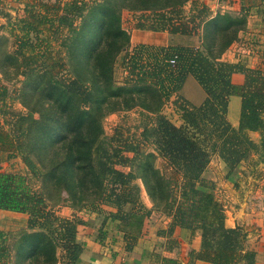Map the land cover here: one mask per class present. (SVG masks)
<instances>
[{
  "label": "trees",
  "instance_id": "obj_1",
  "mask_svg": "<svg viewBox=\"0 0 264 264\" xmlns=\"http://www.w3.org/2000/svg\"><path fill=\"white\" fill-rule=\"evenodd\" d=\"M187 3H192L188 14ZM122 6L113 0L27 1L23 34L16 35V52L22 56V64L32 70L39 59L52 60L51 75L48 90L39 98L44 107L38 110L40 116L33 115L37 109L19 113L15 115L18 130L0 127V164L21 156L31 174L0 171V209L28 215L27 229L17 233L0 229V264H9L14 252L18 261L30 259V264L78 261L84 250L79 227L87 222L77 215H58L51 199L60 200L61 196L77 212H106L105 221H118L117 228L127 243L138 242L145 218L156 210L170 217L169 227L160 229V235L170 236L178 226L192 233L202 229L201 247L190 252L188 264L197 260L257 264V251L248 245V231L243 226L226 225L223 204L206 190L214 185L204 175L215 155L224 160L229 173L247 160L251 151L260 152L256 163L264 162V72L220 58L238 40V31L246 29V17L232 13L211 17L210 7L199 0H126L124 6L130 9L157 15L156 25L138 24V28L167 30L189 40L161 46L162 56L148 57L141 68L130 69L123 83H117L115 60L130 45L129 31L122 24ZM89 9L95 21L87 25L101 29L103 42L92 58L94 80L55 78L62 58L53 42L65 27L76 29L75 20ZM189 22H194V28L204 24L206 37L212 35L211 30L219 37L224 32L232 35L214 54L210 47L202 50L189 42L197 34ZM89 26L75 36L78 45ZM236 72L244 75V82L233 81ZM189 75L203 89L200 104L181 95ZM175 92L186 99L184 126H177L159 110ZM7 94V86L0 83V103ZM232 95L242 98L238 127L227 118ZM137 107L148 120L141 139L118 130L111 139L102 136L106 115ZM252 131L262 133L260 142L251 137ZM151 137H155L160 153L145 150ZM158 154L166 158L162 168L156 165ZM138 178L154 200L151 208L142 200ZM33 179L40 183L38 187ZM105 238L106 232L98 236L100 242ZM157 258L162 264H183L173 257Z\"/></svg>",
  "mask_w": 264,
  "mask_h": 264
},
{
  "label": "rangeland",
  "instance_id": "obj_2",
  "mask_svg": "<svg viewBox=\"0 0 264 264\" xmlns=\"http://www.w3.org/2000/svg\"><path fill=\"white\" fill-rule=\"evenodd\" d=\"M1 1L0 83L7 86L8 94L5 101L0 103V127L4 129H10L11 127H13L14 129L18 130L20 123H15L18 122V116L15 115L19 113L27 114L30 110L37 109L35 110L33 115L34 117H39L40 112L38 110L44 108L43 106H41L39 98L42 95V92H44V89L48 90L51 75L49 66L52 60L46 61L45 59H39L36 63L35 69L32 70L22 64V56L20 54H17L16 52L18 48L16 35L17 33H20V35L23 34L21 26H23L22 19L26 15L27 1L30 3H36L39 0ZM44 1L54 2L55 0ZM113 1H117L121 6L123 5L121 7L122 24L130 34L129 47L118 55L114 63V74L117 83H123L126 76L129 75L130 69L141 68L140 66H142L145 61L149 60V58H153V55H156L153 54V52L155 51L153 47H145L144 49L140 47V44H138L140 42L137 41H140L142 38L146 37V39H151V37H153L154 39H158L163 43H166L165 46L175 44L176 42L184 44L188 43V37H181V35L178 37L176 36V34L169 33L167 30L156 31L153 29L138 28V24H146L147 27L156 25L157 23L155 22L157 19V15L155 13H151V11L149 10L137 11L130 9L124 6L126 0ZM199 1L200 3L205 4L204 0ZM229 1L230 0H220V3H216L213 6L215 9H217L218 12H221L223 10L225 11L224 13L233 12L232 14L234 16H238L240 18L246 17L247 27L244 30L240 29L238 31L237 35L239 38L236 42H234L236 46L233 47V49L230 51V54L225 57L224 53L227 51L226 50L220 58L221 60H225L228 62H241L248 65L245 61L246 56L249 54L247 52L248 48H255L256 50L257 47L264 44V37H258V35L262 34V29H264V1L259 4V7L254 5L249 9L248 4H250L251 1L244 2L242 4L238 0H236L235 2L237 4H234V2L231 3ZM191 7L192 3H187L185 5L187 14L190 13ZM94 21L91 18L89 9L85 12L84 17L75 20L74 26L76 29L69 30L65 27L63 32L60 33V38L57 41L53 42V47H55L57 50H60V57L62 58L60 62L62 63V66H59L58 72L57 70L54 71L56 72V74L54 75L55 78L63 80L64 78L68 77H80L88 83L94 80V67L92 58L95 52L100 49L103 44L100 39L101 29L93 30L92 26L87 25L89 22L91 24L94 23ZM86 26H89L90 29L84 28L85 31L84 33H81L82 38L80 41V45H78V43L75 42V36H78V31L83 29L82 27ZM189 26H191V28H193L197 32V34L189 42H192L196 46H200L202 50H206L210 47L213 50L214 54H218L220 52L224 39L227 40L232 35V33L224 32L221 33L219 37L217 36L215 31L211 30L212 35L206 37L204 24L194 28V22H189ZM249 26H251V28H257L254 31L256 36H251L248 33H244L245 31H247V29H249ZM237 27L244 28L240 27V25ZM167 32L172 37H170V35L168 37ZM139 36L141 37V39L139 38ZM167 37L170 39V41L168 42L167 40L169 39ZM263 49L264 47L259 50ZM138 58L140 59V61L138 60ZM231 58L235 60H232ZM238 59L240 60L237 61ZM257 62L258 59L256 62H252V64L256 65ZM198 86L199 85L194 77L192 75H189L187 78V85L185 89L181 91V95H184L189 100L200 104L204 98V95L203 93L199 92ZM181 95L179 92L173 93L169 98L165 99V101L161 103L159 109L162 114H164L177 126H184L186 124L184 115V106L186 104V99H184V97H182ZM44 102L48 107L49 102L47 96L44 97ZM147 121V118L141 114L140 107L134 108L132 110H121L110 113L103 118L104 134L102 136L107 139H111L110 137L118 130L120 132L122 131L130 138L141 139V132L144 126L148 123ZM57 134L58 133H56L55 136H57ZM157 146L158 143L155 137H151L149 144L146 145L145 150H155L156 152L160 153V150ZM252 152L253 151H251V153ZM41 154H43V151L41 152ZM129 154L133 155L132 153ZM165 159L166 158H164L162 154H158V157L156 158V165L162 168ZM241 163L234 169L232 173H229V168L227 167V165H223L222 163H220V160L213 158V160L208 165L209 168L207 169L205 178L209 180L214 186L210 189L206 188V190H210L211 192L215 193L217 197L220 196L219 198H221L222 200L221 202L223 204V210L226 215L228 214L229 216H231V213H233L234 215L238 214L236 215L237 217L233 218V220L231 221L235 222V226H243L248 231V240L256 243L257 241L259 242L261 240L260 237H262V230H264V177H260L259 173L253 174L251 169L247 170L245 163L244 165ZM259 167L261 168L259 170H264V165H261ZM120 168L126 171L131 169V167ZM132 169H134L136 172V166H133ZM3 170L20 172L31 176L29 168L27 167L21 156L2 162L0 164V171ZM238 172H240L239 175H237ZM33 180L35 181V187H38L40 183L36 181V179ZM137 182L141 186V197L143 202L149 208L153 207L154 200L150 197L142 178H138ZM260 198L263 202V206L261 207L258 205V203H260ZM51 200L52 209H54L58 215L70 218L74 217V215H77L86 220L87 224L81 225L79 227V232L86 233L88 229L87 227L89 226V229L93 230V236L97 237L100 235V233L106 232L107 235L105 240L111 242L110 239H112V237L115 235L114 230H116L115 226L118 221L112 220L110 218L105 221L107 215L106 212L99 214L87 211L77 212L70 206V203H67V201H63L62 196L60 200L54 197H52ZM105 208L106 210H111L109 206H105ZM27 219V214L0 209V229H5L13 233H17L20 230L27 229ZM146 222L150 226L156 227V229L158 227V235H160V229H167L169 227L170 217L166 216L162 211L155 210L152 215L145 218L144 225ZM262 222L263 225H259V223ZM143 230L141 232V235L143 233ZM196 231L200 232L202 240V229H197ZM154 243H152V245ZM248 245L251 248H254L250 242L248 243ZM179 249L181 250V243L178 244V246L175 248V250ZM192 250L188 251L189 259L190 252ZM14 253L9 261V264H30V259H26L25 261L21 262L18 261L16 257H14ZM58 254L60 256V259L62 260L63 251H61L60 248L58 249ZM57 264L63 263H61L59 260Z\"/></svg>",
  "mask_w": 264,
  "mask_h": 264
},
{
  "label": "crops",
  "instance_id": "obj_3",
  "mask_svg": "<svg viewBox=\"0 0 264 264\" xmlns=\"http://www.w3.org/2000/svg\"><path fill=\"white\" fill-rule=\"evenodd\" d=\"M238 1L241 4L244 2L251 1V3L248 4V7L251 8L254 5L259 7V4L262 3L264 0H246V1L238 0ZM204 2L212 10L211 17L216 16L218 13L225 12L223 10L221 12H218L217 9H215L213 6L216 3H220V0H214V1L204 0ZM229 2L231 3L234 2V4H237L235 3L236 0H230ZM256 29L257 28H251V26H249V29H247V31H245L244 33L245 34L248 33L251 36H256L254 32ZM169 35L170 34L167 32L168 37ZM263 35H264V29H262V34L258 35V37L263 38L264 37ZM170 37L172 36L170 35ZM139 38L141 39L140 36ZM168 41H170V39L167 40V42ZM137 42H140L138 44H140V47L143 49L145 47H153L155 49L153 54H156L155 56L157 57H160L162 55L160 48L161 46L166 44V43H163L161 40L154 39L153 37H151V39H146L145 37ZM177 43L178 42H176V44ZM234 46H236L235 43L230 45V47L224 53L225 57L230 54V51L233 49ZM262 47H264V44L257 47L256 50L255 48L249 47L247 50L249 54L246 56L245 61L248 64V66L253 67V68H261L264 71V49L259 50V49H262ZM257 59H258L257 64L253 65L252 62H256ZM138 60L140 61L139 58ZM232 60H235V59H232ZM239 60L240 59H238L237 61ZM232 79L235 83H242L244 82V75L242 73L236 72L233 74ZM198 87H199L198 88L199 92L203 93L204 95V92L201 86H198ZM241 103H242V98L238 95H232L229 99L227 116H228V120L232 123V125L236 127H238L240 124ZM250 134H251V137L256 142L261 141V138H262L261 132L252 131ZM259 155H260V152L253 151L250 154V157L247 160L242 161L241 164L244 165L245 163L247 170L251 169L253 174L259 173L260 177H264V170H259L261 169L259 166L264 165V162L263 161L259 163L255 162V161H258ZM213 158L220 160V163H222L223 165L224 164L226 165V163L223 161V159L219 155H215ZM206 172L207 170L205 171L204 175L206 174ZM239 174L240 172H238L237 175ZM261 198L259 200L260 203H258L260 207L263 206V202L261 201ZM219 199L220 201H222L221 198ZM236 215L238 214L234 215L233 213H231V216H229L228 214L226 215V223L228 226L235 227L236 225L235 222H232L231 220L237 217ZM259 225H263V222L259 223ZM87 228L88 229L86 233L79 232V239L84 243V250L81 253L80 258L75 264H154V263L162 264L157 258V256L173 257V258L179 259L183 264H188V262L190 261L188 257V251L192 249L193 250L200 249L201 241H202L199 231H195V233L194 232L192 233L191 231L183 229L179 226L176 227L173 234L170 236L158 235V230H157L158 227L156 229V227L150 226L147 222L145 223L143 233L136 244H130L124 241V238H123L124 234L123 232H120L118 230L117 224L115 226L116 230H114L115 235L112 237V239H110L111 242L108 240H104L103 242H100L98 239V236L97 237L93 236L92 234L93 230L89 229V226ZM260 239L261 240L259 242L258 241L256 242L257 244L252 242L251 240H249V242L253 245L254 249L257 251V264H264V246H263L264 245V230H262V237H260ZM152 243L154 244L152 245ZM180 243H181V250L180 249L175 250V248ZM194 264H211V263L206 262V261L197 260Z\"/></svg>",
  "mask_w": 264,
  "mask_h": 264
},
{
  "label": "built area",
  "instance_id": "obj_4",
  "mask_svg": "<svg viewBox=\"0 0 264 264\" xmlns=\"http://www.w3.org/2000/svg\"><path fill=\"white\" fill-rule=\"evenodd\" d=\"M172 62H174V61H172Z\"/></svg>",
  "mask_w": 264,
  "mask_h": 264
}]
</instances>
